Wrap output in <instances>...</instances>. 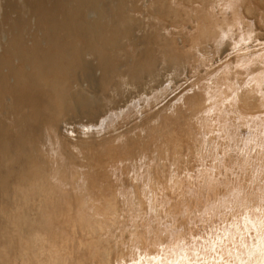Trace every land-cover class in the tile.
Returning a JSON list of instances; mask_svg holds the SVG:
<instances>
[{"label": "bare ground", "instance_id": "1", "mask_svg": "<svg viewBox=\"0 0 264 264\" xmlns=\"http://www.w3.org/2000/svg\"><path fill=\"white\" fill-rule=\"evenodd\" d=\"M0 264H264V0H0Z\"/></svg>", "mask_w": 264, "mask_h": 264}]
</instances>
